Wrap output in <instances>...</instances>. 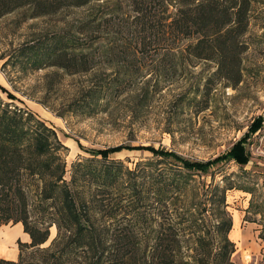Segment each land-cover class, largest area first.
<instances>
[{"label":"trees","instance_id":"1","mask_svg":"<svg viewBox=\"0 0 264 264\" xmlns=\"http://www.w3.org/2000/svg\"><path fill=\"white\" fill-rule=\"evenodd\" d=\"M254 2L0 0V19L15 11L34 20L71 9L91 10L72 20L64 32L39 35L19 45L2 66L54 68L74 76L91 73L98 56L110 67L115 52L124 61L133 55L127 53L131 49H152L174 58L173 63L180 61L172 63V69L189 66L192 60L212 61L217 77L235 85L242 51L239 38L246 32ZM112 3L129 10L127 28L133 41L95 38L120 25ZM94 82L69 103L72 113L90 115L92 100L112 87L100 76ZM0 90L6 94V101L0 97V226L18 223L29 239L16 241L15 261L0 259V264H232L234 244L228 239L232 223L225 193L235 187L221 185L227 178L221 174L218 181L210 175L208 182L200 177L212 171L219 174L228 161L246 165L243 140L205 162L148 149L155 163L147 160L128 168L96 152L77 159L66 171V148L54 130ZM51 227L55 235L43 247Z\"/></svg>","mask_w":264,"mask_h":264},{"label":"rangeland","instance_id":"2","mask_svg":"<svg viewBox=\"0 0 264 264\" xmlns=\"http://www.w3.org/2000/svg\"><path fill=\"white\" fill-rule=\"evenodd\" d=\"M116 5L112 3L111 8L117 10L120 25L110 28L107 36L102 32L95 38H123L131 42L134 36L127 28L129 10L124 5L118 9ZM90 12V9H71L55 16L27 20L21 11H15L2 17L0 89L14 96L18 107L31 111L54 130L66 148L63 155L66 171L77 159L90 158L96 152L128 168L147 160L155 163L157 159L148 149L170 151L182 159L205 162L222 155L237 140H243L242 147L248 155L246 165L228 161L221 165L219 174L212 171L200 178L208 182L213 176L218 181L221 174L227 177L221 185L230 183L235 187L225 193V210L232 223L228 234L234 244L232 264H261L264 256V0H256L251 6L246 32L239 38L242 51L239 82L235 85L217 77L212 61L192 60L189 66L172 69L174 58L152 49L145 52L131 49L127 53L133 55L123 57L124 61L119 51L115 52L110 57V67L98 56L91 73L74 76L54 68L31 71L2 66L19 45L39 35L64 32L72 20ZM174 63L180 65V61ZM95 75L107 86L112 85L111 89L92 100L90 115L72 113L69 103L93 86ZM0 97L6 101L1 90ZM252 129L255 132L248 133ZM48 232L43 247L54 237V227ZM11 233L17 232L12 229Z\"/></svg>","mask_w":264,"mask_h":264},{"label":"crops","instance_id":"3","mask_svg":"<svg viewBox=\"0 0 264 264\" xmlns=\"http://www.w3.org/2000/svg\"><path fill=\"white\" fill-rule=\"evenodd\" d=\"M16 230V235L11 233ZM231 232V231H230ZM28 243V236L22 232L20 224L0 226V259L15 261L17 257L16 241Z\"/></svg>","mask_w":264,"mask_h":264}]
</instances>
